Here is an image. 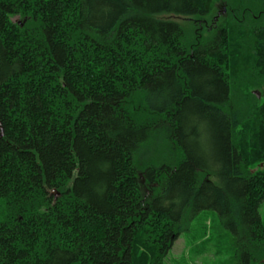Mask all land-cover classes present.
<instances>
[{
	"label": "trees",
	"instance_id": "trees-1",
	"mask_svg": "<svg viewBox=\"0 0 264 264\" xmlns=\"http://www.w3.org/2000/svg\"><path fill=\"white\" fill-rule=\"evenodd\" d=\"M261 93L264 0H0V264H165L203 210L264 264Z\"/></svg>",
	"mask_w": 264,
	"mask_h": 264
},
{
	"label": "rangeland",
	"instance_id": "rangeland-1",
	"mask_svg": "<svg viewBox=\"0 0 264 264\" xmlns=\"http://www.w3.org/2000/svg\"><path fill=\"white\" fill-rule=\"evenodd\" d=\"M225 14L214 12L205 20L196 17L173 18L180 22L190 35L197 32L210 36L214 32V23ZM15 20H19L15 18ZM263 93L259 94L262 100ZM237 100V99H236ZM235 105H239L237 102ZM167 146L163 141H152L139 153L137 161L141 168L146 163L160 164L166 159ZM4 203L0 199V220L4 217ZM264 217V204L261 209ZM188 231L175 242L173 249L165 259V264H238L236 254V236L220 222L219 214L214 210H203L186 225Z\"/></svg>",
	"mask_w": 264,
	"mask_h": 264
}]
</instances>
